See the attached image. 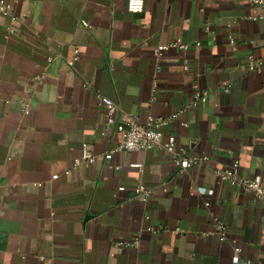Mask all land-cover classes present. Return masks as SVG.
<instances>
[{
  "label": "crops",
  "instance_id": "1",
  "mask_svg": "<svg viewBox=\"0 0 264 264\" xmlns=\"http://www.w3.org/2000/svg\"><path fill=\"white\" fill-rule=\"evenodd\" d=\"M3 1L18 20L0 15V264H233L234 248L264 264V208L214 174L238 161L264 186V6L144 0L129 14L126 0ZM97 95L118 117L169 119L163 141L207 161L182 170L164 150L108 156L119 135ZM82 144L95 161L75 166ZM216 219L222 242L204 235Z\"/></svg>",
  "mask_w": 264,
  "mask_h": 264
},
{
  "label": "built area",
  "instance_id": "2",
  "mask_svg": "<svg viewBox=\"0 0 264 264\" xmlns=\"http://www.w3.org/2000/svg\"><path fill=\"white\" fill-rule=\"evenodd\" d=\"M252 5L264 6V0H248ZM144 0H126V11L129 14H139L143 11ZM0 15L2 17L8 18L11 21H16L18 18L13 13V6L7 1L0 0ZM172 47H176L183 51L187 50V46H181L177 44H172ZM200 46V43L195 45ZM169 47L161 46L158 47L154 54L157 57L162 56ZM78 51H74V57L68 61V66L71 68L74 62L77 60ZM52 59L48 58V62ZM248 69L250 71H258L260 69V63L253 61L252 58L249 59ZM42 77H36V81H40ZM229 90L224 89L227 93ZM99 104L103 109L106 121V127H112L115 129L116 133L119 135V143L114 151H110L108 156L113 152H144L150 150H164L167 151L173 158V161L179 167V169H187L192 166H197L203 164L207 161V157H192L189 158L185 156L184 149H176V143L174 137H168L163 141V131L162 129L168 124L169 119L148 117L143 123L139 121L136 115H120L117 116V108L115 104L107 97L97 95ZM207 100V94H194L193 100L188 105L183 106L176 114L172 115L171 119H177L179 114L186 112L188 109L195 107L199 103H205ZM95 156L92 153L90 147L87 144H82L80 157L75 161V166L81 162H86L89 164L94 163ZM65 174H70V171H66ZM215 176L229 187L237 189L243 193L250 194L255 203L264 208V186L259 177L254 179H245L239 175V165L238 161H234L232 165L224 170H216L214 172ZM57 175H53L52 179H56ZM119 191H124V187H119ZM131 192L134 196L138 197L143 201H148L151 197V190L143 184H137L131 188ZM203 194H211V191L201 190ZM209 204L206 203L205 206ZM152 230V229H150ZM227 229L225 225L219 220H215V229L205 233V236H213L219 242L225 240ZM136 241L128 243L127 245H135ZM241 249L234 248L231 261L233 264H258L252 260L246 259L242 260L240 257Z\"/></svg>",
  "mask_w": 264,
  "mask_h": 264
}]
</instances>
